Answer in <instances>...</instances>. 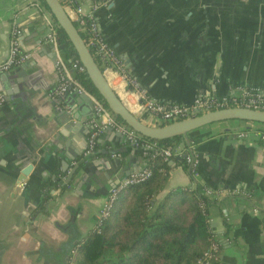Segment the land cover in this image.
<instances>
[{
	"label": "crops",
	"instance_id": "1",
	"mask_svg": "<svg viewBox=\"0 0 264 264\" xmlns=\"http://www.w3.org/2000/svg\"><path fill=\"white\" fill-rule=\"evenodd\" d=\"M37 6L41 0H0V38L12 20L22 32L21 50L30 54L0 75V264H72L112 192L146 164L109 126L87 154L94 108L81 98L53 97L59 60L72 76L74 69L48 42ZM91 10L85 0L83 14ZM95 19L149 99L190 106L239 87L264 93V0H106ZM104 74L127 109L156 127L125 78L109 69ZM73 113L81 120L68 124ZM260 132L264 125L230 120L183 137L179 145L194 146L197 168L176 166L158 197L179 187L213 192L206 214L219 245L215 264H264ZM241 133L247 138L240 140Z\"/></svg>",
	"mask_w": 264,
	"mask_h": 264
},
{
	"label": "trees",
	"instance_id": "2",
	"mask_svg": "<svg viewBox=\"0 0 264 264\" xmlns=\"http://www.w3.org/2000/svg\"><path fill=\"white\" fill-rule=\"evenodd\" d=\"M88 1L93 5L106 0ZM41 3L49 11L43 0ZM57 37L63 60L67 64L78 61L73 44L59 26ZM73 76L104 103L86 71L73 70ZM118 120L124 123L120 118ZM182 139L147 140L175 148ZM138 152L142 156V152ZM144 160L152 171L150 178L119 193L110 217L102 220L79 246L72 264H197L212 242L218 241L210 230L206 214L211 205L210 196L179 187L158 201L171 171L176 166L186 168V161L161 157Z\"/></svg>",
	"mask_w": 264,
	"mask_h": 264
},
{
	"label": "built area",
	"instance_id": "3",
	"mask_svg": "<svg viewBox=\"0 0 264 264\" xmlns=\"http://www.w3.org/2000/svg\"><path fill=\"white\" fill-rule=\"evenodd\" d=\"M85 0H61L62 5L68 16L78 25L80 32L84 36V40L95 57L97 63L103 72L107 69L123 76L127 81L128 86L137 93L140 98V107L144 113L151 116L155 126H166L176 122L185 121L196 116H201L214 111H221L230 108H247L255 111L264 112V93L259 88L239 87L233 90V93L225 97H205L195 100L190 106L182 105H167L159 103L155 100L147 98L140 90L139 84L134 79L129 71L126 61L111 48L105 41L100 32L99 25L95 19L96 12L105 5V2L93 3L92 10L88 14H83L82 8ZM37 16L44 19L45 26L48 29L47 40L53 46L56 54L60 56L57 23L49 11L42 6H37ZM21 30L18 27L14 28V38L11 44V50L6 62L0 63V75L11 71L13 68L26 63L30 54L24 53L19 44ZM58 59V58H57ZM61 76L58 87L53 93L54 98L68 96L69 94H87L91 96L95 102L94 116L91 120L93 130L88 141L87 154H91L97 144V141L105 130L110 127L122 134L125 140L137 150L142 152L144 159H156L158 157L165 160L173 158H182L186 161V165L195 172L198 165V156L194 146L191 144L188 147L168 148L159 145L157 142L148 141V138L134 131L132 128L122 123L104 104L89 93L65 67L62 60H59ZM71 68L80 72H85V68L81 62H71ZM4 102L3 94H0V104ZM247 133L238 135L240 140L247 138ZM257 138L264 143V132L257 134ZM152 175V171L145 167L129 177L124 178L117 189H115L106 206L101 212L100 222L107 219L111 215L114 203L116 202L119 193L129 187L146 181ZM213 192L204 191L202 195L211 196ZM206 211V206H202ZM219 261V245L217 242H212L211 246L205 251L203 256L197 261V264H215Z\"/></svg>",
	"mask_w": 264,
	"mask_h": 264
},
{
	"label": "water",
	"instance_id": "4",
	"mask_svg": "<svg viewBox=\"0 0 264 264\" xmlns=\"http://www.w3.org/2000/svg\"><path fill=\"white\" fill-rule=\"evenodd\" d=\"M45 5L48 7L50 14L55 19L57 25L66 33L71 43L73 44L79 61L85 68L87 75L89 76L92 84L96 90L101 95L104 100V106H108V109L120 118L127 126L132 128L137 133L141 134L143 137L154 140V141H164L177 137H185L191 133L219 122H225L230 120L244 121L250 124H260L264 125V112L255 111L247 108H230L221 111L210 112L205 115L196 116L194 118L176 122L166 126L154 127L145 124L140 120L139 117L135 116L127 107L124 105L123 101L120 99L118 94L109 84L105 77L103 68L99 66L95 57L93 56L91 50L88 48L80 30L76 27L74 21L68 16L63 8L61 0H43ZM41 6L44 5L41 3ZM4 26L7 31L0 38V63L7 61L11 44L14 38V24L12 20L5 22ZM9 76V75H8ZM77 98H81L84 102L91 103L92 107H95V102L87 94L73 95L71 97H66L65 99L71 101L72 103L77 102ZM70 105H72L70 103ZM65 116V114L63 115ZM80 119L76 113L69 117L68 124L71 119ZM61 123L65 125L67 123L66 118L60 119ZM71 126V125H70ZM70 128L67 127V130ZM120 136L122 134L119 133ZM123 138V136H122ZM88 148V146H87ZM90 157V155H88ZM173 163V161H171ZM31 167L24 170L22 175L26 177L29 175ZM78 168H76L70 175L68 182L72 180L77 175Z\"/></svg>",
	"mask_w": 264,
	"mask_h": 264
}]
</instances>
